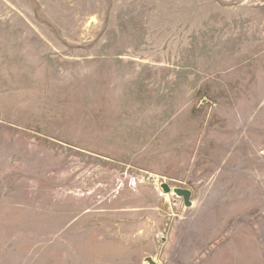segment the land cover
I'll use <instances>...</instances> for the list:
<instances>
[{
    "label": "rangeland",
    "instance_id": "374dc122",
    "mask_svg": "<svg viewBox=\"0 0 264 264\" xmlns=\"http://www.w3.org/2000/svg\"><path fill=\"white\" fill-rule=\"evenodd\" d=\"M146 257L264 264V0H0V264Z\"/></svg>",
    "mask_w": 264,
    "mask_h": 264
},
{
    "label": "water",
    "instance_id": "95a60500",
    "mask_svg": "<svg viewBox=\"0 0 264 264\" xmlns=\"http://www.w3.org/2000/svg\"><path fill=\"white\" fill-rule=\"evenodd\" d=\"M160 187H161L163 192L169 193L172 191L177 197L182 198L184 206H186V207L191 206V204H192L191 191L189 189L181 188V187L171 188L167 183H161ZM144 260L148 264H158L151 257H146Z\"/></svg>",
    "mask_w": 264,
    "mask_h": 264
}]
</instances>
